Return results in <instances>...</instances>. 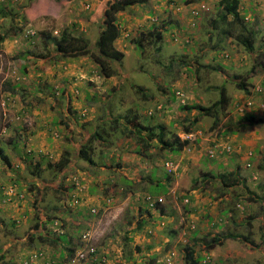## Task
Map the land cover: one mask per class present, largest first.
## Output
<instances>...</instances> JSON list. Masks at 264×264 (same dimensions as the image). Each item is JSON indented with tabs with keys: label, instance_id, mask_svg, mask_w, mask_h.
<instances>
[{
	"label": "rangeland",
	"instance_id": "obj_1",
	"mask_svg": "<svg viewBox=\"0 0 264 264\" xmlns=\"http://www.w3.org/2000/svg\"><path fill=\"white\" fill-rule=\"evenodd\" d=\"M186 1L150 0L147 10L130 7L118 12L121 31L115 47L123 52V58L110 59L114 75L105 77L89 54L58 58L46 51L39 57L40 50L45 52L43 46H52L50 38L57 37L64 28L87 38L94 52L99 25L90 22L91 18L101 19L99 0H0V36H5L0 42V146L9 159L6 164L0 158V176L13 182L20 189L17 195H22L8 202V216L18 218L26 208L32 220L53 215L59 227L66 226L70 233L77 226L80 233L89 228L92 234L88 244L103 259L99 264H165L168 252L173 255L170 264H185L186 246L203 250L204 256L211 257V264H246L253 259L256 264H264L262 250H255L253 256L247 251L248 247L255 249L251 244L226 239L211 253L196 246L189 230L196 216L201 234L244 233L255 243L263 240L264 249V107L258 106L264 102V0H240L247 27L257 33L252 52L236 42V35L243 31L240 24L216 21L219 0ZM193 10L199 15L192 16ZM154 19L156 30L163 29L160 41L155 40L154 33L152 37L147 33ZM27 25L38 32L36 44L22 34ZM141 34L142 46H136L134 41ZM234 75L245 77L252 86L250 94L235 86ZM259 84L263 92L256 94L253 87ZM221 87L229 101L216 111L219 123L215 127L214 116L180 109L186 104L212 105L219 99ZM252 99L253 105L247 106ZM134 112L146 123L164 126L165 138L176 133L183 139L182 135L192 134L186 139L189 145L181 154L172 155L156 140L144 148L121 135L126 121L123 116L130 117ZM245 116H250L251 122ZM114 117L118 124L112 122ZM185 127L191 129L186 132ZM24 128L26 132L36 129L27 142L48 154L45 161L38 154L31 166L24 157L22 138L15 136ZM225 128L234 132L224 133ZM95 129L102 138L98 135L89 142L92 165L79 158L78 150L90 136L89 131ZM246 140L253 151L251 146L243 145ZM215 143H219V149L229 144L233 150L211 156L208 150ZM249 150L253 155L248 158ZM65 151L71 161L59 172L51 164ZM171 160L175 164L164 163ZM236 167L244 181L232 191L221 189L213 178L204 183L203 172L219 174ZM163 173L174 179L168 184V193L160 195L164 198L161 205L166 206L164 217L156 219L159 209L151 207L149 214L137 211V207L138 202L144 205L152 181ZM36 181L50 182L52 190L42 189V184L32 185ZM52 184L64 190H55ZM202 191H206L204 198L198 194ZM32 202L44 203L41 207ZM103 202L109 205L104 207ZM197 202H205L207 208H198L196 214L191 203L198 206ZM89 206L97 207L98 212L90 215ZM224 208V225H211L204 212L208 211L212 222H216ZM142 219L144 224H140ZM234 219H243V224L231 222ZM152 220L155 225L150 224ZM32 224H23L17 237L12 241L10 237L4 244L12 249L7 259L18 260L14 251L31 233ZM169 230L176 234L168 235ZM45 245H36V250L45 253L35 261L48 257L50 264H59L57 255L51 254L52 249L48 255ZM53 245L58 252L59 246ZM5 262L0 260V264Z\"/></svg>",
	"mask_w": 264,
	"mask_h": 264
},
{
	"label": "trees",
	"instance_id": "obj_2",
	"mask_svg": "<svg viewBox=\"0 0 264 264\" xmlns=\"http://www.w3.org/2000/svg\"><path fill=\"white\" fill-rule=\"evenodd\" d=\"M188 3H192L195 0H187ZM186 1V2H187ZM100 2V7H97L100 9L101 13V19H96V18H91L90 23L92 24H97L99 25L98 33L95 38V51L91 52L90 50V44L87 38L83 37L82 35H79L78 33L74 34L71 32V30L64 28L60 34L55 37V38H50L53 45L52 46H43V49L45 52H41L39 57H42L46 55V51H49V53L52 51L54 56L62 57V58H69V57H77L81 55H90L92 60L95 62V64L99 67L100 71L105 77H110L114 75V69L110 64V59L120 61L123 58V52L118 50L115 47V41L119 38L120 36V25L118 22V17L117 13L124 11L126 8L130 7H139L141 9L147 10V2H150V0H99ZM240 5L241 2L240 0H219L217 4L218 8V14L217 17L218 19L216 20L219 23H229V24H234L238 23L242 27L243 31L242 33H238L235 37L236 42L238 44H242L243 47L252 52L254 49V37H256V30L251 29L247 27V24L245 22L248 21L246 16H242L240 12ZM3 9V8H2ZM149 11V10H148ZM149 13H153L152 10L149 11ZM155 23V24H154ZM157 28V23L156 20L154 19V22L151 23V26H149L147 33L153 36L152 34L154 33L155 40H162L163 39V29L158 27ZM24 29L30 30L28 33H23L33 44H36L37 40L39 39L38 37V32L34 30V28L30 25H27L24 27ZM33 31V33H30ZM167 31V28H166ZM164 31V32H166ZM220 31V30H219ZM226 34V33H225ZM142 35V36H141ZM139 38H137L134 42L136 43V46H142V39L144 34H141ZM5 36H0V42L4 40ZM154 40V41H155ZM51 47V48H50ZM43 59V58H42ZM202 69V68H200ZM199 69V70H200ZM198 71V70H197ZM234 79V84L235 86L242 90L245 91V93L250 94L251 93V87L248 81H246L245 77H241L238 75L233 76ZM10 96V95H9ZM11 98V96H10ZM228 96L225 93V88L221 87V92L219 99L216 100L212 105L210 106H203V105H180L181 110H186V111H191V110H196L199 115H212L216 118V111L219 108H224L228 104ZM108 108V107H107ZM110 108L107 110V115L109 117L111 112ZM248 114V113H246ZM117 117H114L112 119V122L114 124H118ZM124 119V127L121 128L120 132L121 135L128 137L129 139L135 141L138 143L140 146H144V148H149L151 147V142L153 140H156L158 144L160 145L159 147L161 149H166L170 151V153L173 155H179L183 152L184 148L189 145L188 140L186 139H180L177 134H173L171 138H165L166 137V128L162 126L161 124H157L156 126L151 125L150 123H146L141 120L140 116L134 112L130 114V117L127 115L123 116ZM196 119V118H195ZM248 119V120H247ZM245 120L248 122H251V117L250 116H245ZM24 120L20 121V124ZM117 121V122H116ZM61 122H63L61 120ZM197 122V120H196ZM129 123L131 125L129 126ZM218 119L216 118L214 120V127L218 124ZM117 128L116 126H114ZM191 127H185L186 132L189 131ZM27 131V130H26ZM25 128L22 129L19 132L17 131V134L15 136H19V139L22 138V143L24 144L25 152L24 157L30 162L31 166L33 165V159L35 160V156L39 158H42V160L45 161L46 156H41L40 155H48L40 146H33V143H28L27 138L32 139V136L36 133V129L33 130L30 128L29 132H26ZM227 131H231L228 128L223 129V132L226 133ZM231 132H234L232 130ZM90 136L88 137L87 141L85 144H82L81 147L78 150V156L80 159L84 160L85 162L89 164H94L93 163V158H92V152L93 149L92 147H89V142L92 140L98 138L99 131L98 130H90L89 131ZM88 134V135H89ZM105 138V136H103ZM99 138H102L101 135H99ZM12 139L10 142L12 143ZM104 140V139H102ZM136 150L138 149L137 145ZM92 151V152H91ZM0 158L2 161H4L6 164H9V159L5 155L3 147L0 146ZM71 161V157L69 155V152L65 151L62 153L60 158L53 164H51V167H55L57 171L61 172L67 164ZM173 161V160H171ZM166 162V161H165ZM39 162H37L38 164ZM48 165H50L48 163ZM220 165V163H219ZM222 165V163H221ZM202 177L205 182L211 181L213 178L215 181L218 180V182L221 185V189L223 188L224 190H233L234 186H237L239 183H242L244 180L240 178L239 175V167H236L235 169L229 171V172H224V173H214L212 171H206L202 173ZM174 179V176L171 178L167 173H163L161 178H155L152 181V184L150 185V192L151 194L148 195L150 198L145 200L144 205L139 207V211L141 212L142 210H146L148 213H150L151 205L153 208H156L159 211L158 215H162L165 213L166 206L161 205L160 201H158V197L160 195H165L168 193V184L171 182V180ZM164 180V181H162ZM3 184V185H2ZM36 185L39 187V185H43L42 189L46 190L51 189V183L48 182L47 184L44 183V181H36L32 185ZM45 184V185H44ZM20 185V184H19ZM53 188L58 191H62L64 189H61L60 186H55L52 184ZM7 187H13L15 190V194L13 195H8L5 193V190ZM20 187H22L20 185ZM31 187V190L34 189V186H29ZM18 187H15L13 182H6L3 180V178L0 176V197L3 198V201L0 202V233L3 236L0 238V260L1 261H6L4 264H31L30 260V254H28V249L29 248H34L36 249L37 244H48L51 245L49 249L47 248L46 252L49 255L51 252L50 250L52 249V255L57 258V261L59 264H62V260H64V256L67 253V249L71 250V252H74V249L76 247H82L84 245V242L81 240L79 237L80 231L79 228L80 226H77L71 233L67 231V229L64 226H61L60 228H56L59 224L57 222L56 218L53 215H42V218L33 220L29 217V211L25 208V212L21 214L18 218L14 216H8L6 213V206L9 205L8 202H10L11 198L13 199H20L19 196H22L21 194L17 195V191H20V189H17ZM202 189L204 188V184L202 185ZM225 192L228 194L229 192ZM254 195V194H253ZM13 196V197H12ZM236 197V196H235ZM146 199V198H145ZM30 202H25V205L29 204ZM44 202H32V205H38L41 206L43 205ZM31 204V203H30ZM104 207L109 205L107 202H103ZM161 205V206H160ZM186 205H189L188 203ZM250 205V202H248L247 206ZM187 211L191 212L190 207L186 206ZM226 208L220 209L222 211L219 216V220L216 222H212L213 219L211 216H209L208 211L205 214V217H208V221L210 222L211 225L217 226L218 228H221V224L223 223L224 225V216L227 213L225 211ZM193 211L196 210V208L192 209ZM89 212V210H88ZM80 213V212H79ZM90 215L93 216L91 212H89ZM224 214V215H223ZM204 219V218H203ZM235 220V219H234ZM34 222V223H33ZM222 222V223H221ZM231 222H237V224L242 225L243 224V219L241 221H231ZM33 223V224H32ZM23 224H26L27 226L31 225V230L32 232L29 233V235L24 236V241L20 242L21 250L24 253L19 254V258L17 261H12V259H7V253L11 252V248L3 249L1 245H4L7 243L10 237L14 238L17 237V234L21 231L20 228ZM199 224L200 221H193L192 225L193 228H190L189 224V230L192 229L191 231V237L194 239L197 233L199 232ZM52 227V231H54V234L49 230V227ZM79 231V234H78ZM208 235V234H206ZM27 238V239H26ZM124 238V237H123ZM208 238V237H207ZM132 240V238H128ZM225 239H234L241 241L243 243L248 242V244L253 245L254 247H261L263 245V240H259L258 243H255L251 238L244 234H237L235 232H226L222 233L220 235H214L210 239H206L205 241V248L206 249H211L216 245L222 244ZM11 241V240H10ZM74 241H77V244H73V247H69L71 243ZM56 244L59 246V251L57 252L56 248L54 247L53 244ZM254 243V244H253ZM168 245V244H167ZM64 247V256H62V248ZM61 250V251H60ZM44 253L45 251L42 250ZM194 249L193 246H186L184 249V254H183V260L185 264H211V259L205 260L204 262H201L200 256H195L194 255ZM39 252V251H37ZM97 252V249L93 253H89L91 255L97 256L100 260L97 262L91 263V264H99L101 260V256H99ZM150 256V255H149ZM39 258H41L39 256ZM48 258V257H47ZM204 258V256H203ZM46 264H50L49 261L46 260V258L43 257V260ZM53 261V260H52ZM86 264H89L86 262Z\"/></svg>",
	"mask_w": 264,
	"mask_h": 264
},
{
	"label": "crops",
	"instance_id": "obj_3",
	"mask_svg": "<svg viewBox=\"0 0 264 264\" xmlns=\"http://www.w3.org/2000/svg\"><path fill=\"white\" fill-rule=\"evenodd\" d=\"M244 146H251V144L248 142V140H246V141H244V144H243ZM255 147V146H254ZM251 149H252V151H253V148H252V146H251ZM162 181H164V180H162ZM206 191H202V192H199L198 194L199 195H201V197H206ZM125 203V202H124ZM132 204H134L133 202H132ZM129 205V207H130V203L128 204ZM140 205V203L138 202V206ZM191 205H193L194 206V208H196V210H194V212L197 214L198 213V208H200V207H205V208H207V204H205V202H197V205L198 206H195V203H191ZM216 205H217V203H216ZM139 210V208L137 207V211ZM202 213V212H201ZM206 213V211L204 212V214ZM149 214H151V212L149 213ZM195 215V214H194ZM151 216H153V214L151 215ZM162 216L164 217V214H162L161 216H154V218L156 217V219H158V218H162ZM167 216H169V215H167ZM202 218H203V216H202ZM195 219H196V221H199V219H198V217H196L195 216ZM208 220V219H207ZM153 221V223H150V224H152V225H155V221L154 220H152ZM145 223V220L144 219H142L141 221H140V224H144ZM139 224V226H141ZM205 223H203L202 225H204ZM201 223L199 224V232L197 233V235L195 236V238H194V243L196 244V246H202V247H205V241H207L206 239H208L207 237H212V236H214L213 234H210V233H208V232H204V233H202L201 234V231H202V229H201ZM175 227V226H174ZM158 229H159V227H158ZM163 233V232H162ZM174 234H176V232H173V231H171L170 232V230H169V232H168V235H174ZM206 234H208V235H206ZM242 234H244V233H242ZM201 235V236H200ZM245 235V234H244ZM249 237V236H248ZM250 238V237H249ZM13 240V238L11 239V241ZM226 240V239H225ZM234 240V239H233ZM224 242V241H223ZM160 243H161V241H160ZM198 243V244H197ZM223 244V243H222ZM246 244H248V242H246ZM15 245V244H14ZM13 245V246H14ZM219 245H221V244H219ZM248 245H250V244H248ZM49 247V245H45V247H44V249L45 250H47V248ZM8 248V246H6L5 247V245L3 246V249H7ZM11 248V247H10ZM196 247H193V249L195 250L194 251V255L195 256H200V259L202 260V258H203V256L206 254V253H203V250H196L195 249ZM206 249V248H205ZM215 246L213 247V248H211V249H206L207 250V252H209V251H211V253H214L215 252ZM12 250V249H11ZM64 247L62 248V256H64ZM255 250H262L263 252H264V249H262L261 247H255V249H250V247H248L247 248V251H249L251 254H252V256L254 255V251ZM61 251V250H60ZM14 252H16V254H15V257H17V258H19L20 256H19V254L20 253H24L22 250H21V247L20 246H18L17 247V249L14 251ZM28 252V251H27ZM30 252H28V254H29ZM9 254V253H8ZM198 254V255H197ZM156 256V254L154 255V257ZM46 260L47 261H49L48 260V258H46ZM256 260H252V262H250V263H246V264H256ZM33 264H46L44 261H39V262H37V261H33L32 262ZM89 263V262H88ZM244 263V262H243ZM264 263V262H263ZM86 264V263H85ZM90 264V263H89Z\"/></svg>",
	"mask_w": 264,
	"mask_h": 264
},
{
	"label": "clouds",
	"instance_id": "obj_4",
	"mask_svg": "<svg viewBox=\"0 0 264 264\" xmlns=\"http://www.w3.org/2000/svg\"><path fill=\"white\" fill-rule=\"evenodd\" d=\"M192 16H197V15H199L198 14V12H197V10H193L192 11V14H191ZM24 30V29H23ZM254 88V87H253ZM262 92H263V87H262ZM261 92V93H262ZM261 93H259V94H261ZM256 94H258V93H256ZM249 101V100H248ZM263 102V101H262ZM253 103H254V101H253V99H252V105H253ZM247 104V103H246ZM251 105V106H252ZM248 106V105H247ZM251 106H249V107H251ZM258 106H259V104H258ZM249 151H251V150H249ZM248 152V151H247ZM252 155H253V152H252ZM251 155V156H252ZM250 156V157H251ZM46 157H48V155H46ZM249 158V157H248ZM166 162H168V161H166ZM166 162H164V163H166ZM172 162V161H171ZM173 164H175L174 162H172ZM5 193L6 194H8V195H13V194H15V190H14V188L13 187H7L6 188V190H5ZM159 197H161L162 198V201H160V203L161 202H163V196H159ZM158 197V198H159ZM75 203H78V202H75ZM109 203V202H108ZM151 207H153V206H151ZM88 210H89V212H91L93 215H95V213H96V211L98 212V208L97 207H95V206H89L88 207ZM57 220V222H58V219H56ZM60 225H62L61 223H60ZM56 228H60L59 227V224H58V226L56 227ZM32 232V231H31ZM86 232H89V239L88 240H84L83 239V234L84 233H86ZM91 231H89V228L88 229H85V230H82L81 231V233H80V235H79V237L81 238V240L84 242V245L82 246V247H76V249H74V252L72 253L71 252V250H69V249H67V253L65 254V256H64V260H62V264H81V263H86V262H89L90 264L91 263H94V262H97L98 260H100L97 256H95V255H91V254H87L86 255V257L83 259V260H80V261H75L74 263H72V259H74L75 258V256H76V253L78 252V251H80V250H84V251H86V249H88V247H92V246H90V244H88V241L90 240V236H91ZM69 247H73L72 245H69ZM37 251H39V252H37ZM43 251L42 250H36V249H33L29 254H30V260H31V262H33V261H35V260H37V259H39V256L41 257L42 255H43ZM206 256H208V255H206ZM206 256H204V258H202V260H201V262H204V260H205V257ZM210 257V256H209ZM101 258V257H100ZM210 259H211V257H210ZM102 261H103V259H101ZM166 264V263H165Z\"/></svg>",
	"mask_w": 264,
	"mask_h": 264
},
{
	"label": "built area",
	"instance_id": "obj_5",
	"mask_svg": "<svg viewBox=\"0 0 264 264\" xmlns=\"http://www.w3.org/2000/svg\"><path fill=\"white\" fill-rule=\"evenodd\" d=\"M23 31H24V33H28L30 30L24 29ZM30 33H33V31H31ZM253 92L254 93H258V94L261 93L262 92V86L260 84L258 86L255 85L254 88H253ZM247 105L248 106H251L252 105V101L251 100L247 101ZM259 107H262L263 108L264 107V102H261L259 104ZM191 135L184 134V135L181 136V138L188 139V138L191 137ZM222 145H223L222 148L219 149V143H215L213 145V147L209 148L208 154H210L211 156H214L215 153H219V152L220 153H230V152H232L233 148H232L231 145H229V144H222ZM251 155H252V151H248L247 152V157H250ZM172 164L173 163L171 161L166 162V165L167 166H171ZM149 198L150 197L148 196L147 199H149ZM157 199H158V201H162V198L161 197H159ZM83 239L84 240H88L89 239V232H86V233L83 234ZM93 252H95V248L94 247H88V249H86V251H84V250L78 251L76 253L75 258L72 259V263H74L75 261L83 260L88 253H93ZM172 257H173L172 253L168 252L166 258L164 259L165 260V263L166 264H170L171 262H173ZM209 259H210L209 256H206L205 257V260H209Z\"/></svg>",
	"mask_w": 264,
	"mask_h": 264
}]
</instances>
